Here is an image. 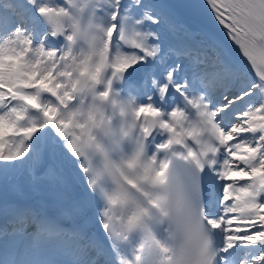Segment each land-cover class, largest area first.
Listing matches in <instances>:
<instances>
[{
	"label": "snow or ice",
	"instance_id": "obj_1",
	"mask_svg": "<svg viewBox=\"0 0 264 264\" xmlns=\"http://www.w3.org/2000/svg\"><path fill=\"white\" fill-rule=\"evenodd\" d=\"M21 179L0 264H264V0H0Z\"/></svg>",
	"mask_w": 264,
	"mask_h": 264
},
{
	"label": "bare ground",
	"instance_id": "obj_2",
	"mask_svg": "<svg viewBox=\"0 0 264 264\" xmlns=\"http://www.w3.org/2000/svg\"><path fill=\"white\" fill-rule=\"evenodd\" d=\"M170 3H174V4H177V5H180L182 4L180 2V0H169ZM182 18L185 19V20H188L190 22V18L186 15H182ZM221 30L220 33H218V35L222 34L223 33V29L221 28V26H218ZM238 48V46H235ZM242 55V53H241ZM246 60V58H244ZM23 184H26V182L21 179L20 181L18 182H14V185H9L7 191H0V199L3 200L4 198H7L9 200H16V198L19 196L20 194V188H23L24 185ZM27 194H24V198L27 200V202L29 201L30 203H34L36 201H39V200H43V202L47 205V208H48V211H56V212H60V208L57 206V203L56 201L51 198L50 196H47L45 194H43L42 192L40 191H34L32 189H30L29 187L27 188ZM89 215H91V213H89ZM67 217H69L71 220H72V217L71 215H67ZM93 221H94V217L92 218ZM90 227L93 228V230H95V224L94 223H90L89 225Z\"/></svg>",
	"mask_w": 264,
	"mask_h": 264
}]
</instances>
